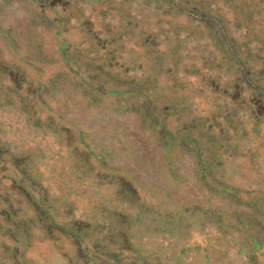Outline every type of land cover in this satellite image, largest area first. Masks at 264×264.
Masks as SVG:
<instances>
[{"label": "rangeland", "instance_id": "374dc122", "mask_svg": "<svg viewBox=\"0 0 264 264\" xmlns=\"http://www.w3.org/2000/svg\"><path fill=\"white\" fill-rule=\"evenodd\" d=\"M0 264H264V0H0Z\"/></svg>", "mask_w": 264, "mask_h": 264}]
</instances>
